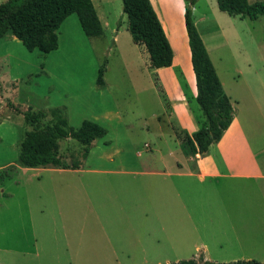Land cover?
I'll return each instance as SVG.
<instances>
[{
    "label": "crops",
    "instance_id": "0c3cea01",
    "mask_svg": "<svg viewBox=\"0 0 264 264\" xmlns=\"http://www.w3.org/2000/svg\"><path fill=\"white\" fill-rule=\"evenodd\" d=\"M149 1L172 51L171 64L154 70L171 112L154 114L150 121L155 122L157 148L171 155L180 148L172 126L191 133L202 121L193 94L188 97L182 91L181 78L173 71L189 66L187 38L182 37L176 17L178 8L176 15L169 16L162 0ZM91 2L102 27L98 38L109 31L112 42H116L119 26L112 25L115 20L107 4L104 0ZM167 2L180 6L183 18L187 0ZM215 30L221 39L212 48L215 61L210 46L201 40L234 113L219 140L205 153L183 155L177 160L161 153L156 156L132 150L129 140L130 157L115 158L123 146L111 138L100 145H94L95 139L81 145L69 137L46 135L35 123L24 122L22 111L60 107L68 127L79 125L70 123L66 91H61V97H51L48 88L44 92L32 88L51 74L44 55L48 53H23L13 35L0 38V127L13 125L15 118L21 132L34 131L54 145L42 148L46 162L25 165L19 160L23 134L17 133L13 143L0 132L1 149L17 145L16 159L0 161V169L34 172L21 186L30 234L60 232V239L53 238L48 244L41 240L43 237L39 242L32 238L30 253L39 256L44 248L51 249L53 252L46 256L63 264H152L160 259L168 262L162 258L166 253L179 255L176 260L202 257L216 262L254 259L264 263V62L252 63L222 27L215 24ZM223 48L231 54L236 79L223 80L219 74ZM129 85L132 88L130 81ZM89 87L94 97L87 102L94 107L89 116H80L78 123L87 117L99 125L114 119L113 131L123 135L138 128L128 114L118 111L103 78L101 85L93 80ZM18 90L21 97L16 96ZM163 126L168 132H162ZM0 195L11 197L12 193L0 187ZM190 209L196 213V220Z\"/></svg>",
    "mask_w": 264,
    "mask_h": 264
},
{
    "label": "rangeland",
    "instance_id": "374dc122",
    "mask_svg": "<svg viewBox=\"0 0 264 264\" xmlns=\"http://www.w3.org/2000/svg\"><path fill=\"white\" fill-rule=\"evenodd\" d=\"M3 1L0 0V2ZM189 1L187 0V2ZM253 1L255 0H247L248 3ZM104 2L107 4V11L114 17L115 22L112 25L114 27L119 26L116 42H112L113 33L109 31L104 38L85 36L76 15L74 13L68 15L56 31L58 35V48L55 51L52 50L48 54H44L46 65L51 74L45 76V82L32 84L31 80L32 88L34 87L37 92H44L48 88L51 97H58L57 95L61 97V91H66L70 98L67 99L70 102L69 109L72 115L70 123L72 126H77L79 124L78 118L80 116H89L90 109L94 107V105L87 102L94 97L90 91L89 84L96 79L98 68L103 66L102 78L108 83L109 88H111L109 98L115 102L119 112L128 114L130 119L134 120L138 128L132 129L128 135H123L113 131L115 125L114 119L103 121L101 126H105L107 131H105L103 136L95 138L94 145H100L107 138H111L119 142L120 146H123V152L120 155L116 154L115 158H123L125 156L130 157L131 149L127 141L129 140L132 150H141L142 154H155L159 156L161 153L163 157L168 159H181L184 154L180 148L172 150L171 155H168V151L165 149L159 150L157 148L158 138L153 134L155 122L150 120L154 119L152 118L154 114L159 116L164 112L170 115V105L167 99V107L162 103L152 80V71L148 68L147 59L130 39L126 29V16L121 10V1L104 0ZM162 2L169 16L176 15L175 9L178 8L176 17L179 20L181 35L186 39L182 12L180 11L181 7L172 5L167 0H162ZM191 18L200 38L202 37L205 43L210 46V51L221 43L218 31L215 30V24H218L223 28L225 34L230 36L237 49L246 51L247 57L252 63L264 62V15L258 16L256 19L232 17L219 11L215 0H193ZM17 43L23 53H28L20 42ZM219 54L223 61L222 71L218 69L221 78L223 80L229 78L236 79L238 75L231 65V54L225 48ZM235 54L234 52L233 55ZM210 55L215 61L214 49ZM188 65L187 68L181 67L179 70L173 71L176 73V76L178 74V78H181L182 91L188 97L191 96L190 94H193L194 107L201 118L194 100V77L189 57ZM217 67L219 68V65ZM166 72V70L163 71L162 75L166 74ZM129 81L132 88L129 85ZM150 85L155 88H149ZM22 95V92L18 90L16 96L21 97ZM187 96L186 98L188 99ZM188 103H191L190 99ZM138 116L140 118L137 119ZM86 119H89V117ZM172 122L171 119V124H173ZM19 126L18 121L14 118L13 125L7 124V126L0 127V132L7 142L12 141L14 143L15 140L13 138L17 133H24L21 132ZM167 129L166 126H163L162 132H168ZM16 156L17 145H12L7 149L0 148V161L5 159L15 160ZM30 174H34V172L14 170V167L12 169H0V187L4 188L6 192L12 193L11 197L0 195V264H63L55 261L53 257L46 256L53 252L51 249L47 250L44 248V253H41L39 256H34L30 253L32 252L30 244L34 239L39 242L40 238L43 237L41 240L43 242L46 240L45 244L51 243L54 239H60L59 231H55L54 235L52 233H48L47 235V232L44 230L35 232L34 235L30 234V228L26 224V213L21 195V186L26 181L25 178L30 176ZM32 195L33 197L35 196V194ZM184 197L185 195H183ZM189 212L190 215H193V219L196 220L194 210L191 211L190 209ZM57 233L59 234L57 235ZM46 235L47 238L45 239ZM22 249L26 253H22ZM177 256L179 255L176 253H166L162 258L166 257L168 262H175L178 261L176 260ZM163 260L160 259L158 263L153 262L152 264L167 263L163 262Z\"/></svg>",
    "mask_w": 264,
    "mask_h": 264
},
{
    "label": "trees",
    "instance_id": "16d2710c",
    "mask_svg": "<svg viewBox=\"0 0 264 264\" xmlns=\"http://www.w3.org/2000/svg\"><path fill=\"white\" fill-rule=\"evenodd\" d=\"M121 10L126 16V28L132 42L147 59L148 68L162 103H168L164 91L154 72L167 67L172 61V51L160 22L149 0H120ZM190 0L183 10V27L187 38L190 67L194 77V100L201 114V125L193 132L172 126V131L184 155L203 154L208 146L219 140L229 126L234 110L228 96L223 92L214 67L196 31L191 18ZM219 11L228 16L255 19L264 14V0H215ZM74 13L83 34L99 37L102 27L91 0H4L0 2V38L13 35L27 51L48 53L57 48V29L62 21ZM103 66L97 70L96 84H102ZM24 122L31 121L52 137H69L81 145H88L105 134L98 123L84 119L77 127H68L63 110L52 107L47 111L21 112ZM54 145L34 131H24L20 143L19 160L25 165H36L47 161L42 148ZM161 264H264L254 259L216 262L202 257H191Z\"/></svg>",
    "mask_w": 264,
    "mask_h": 264
}]
</instances>
